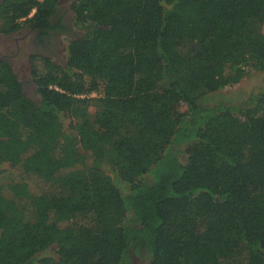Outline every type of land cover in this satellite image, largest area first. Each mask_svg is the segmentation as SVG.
<instances>
[{"label": "trees", "instance_id": "obj_1", "mask_svg": "<svg viewBox=\"0 0 264 264\" xmlns=\"http://www.w3.org/2000/svg\"><path fill=\"white\" fill-rule=\"evenodd\" d=\"M60 1L0 0V32L61 28ZM71 10L84 34L31 60L36 99L0 61V164L45 186L0 179V264H264V86L202 103L264 74V0Z\"/></svg>", "mask_w": 264, "mask_h": 264}, {"label": "flooded vegetation", "instance_id": "obj_2", "mask_svg": "<svg viewBox=\"0 0 264 264\" xmlns=\"http://www.w3.org/2000/svg\"><path fill=\"white\" fill-rule=\"evenodd\" d=\"M64 8L67 9L66 12L58 10L50 18L51 24L60 21L61 28L57 27L42 31L37 28L22 26L7 33L0 32V57H3V60L0 61L8 62L9 65L13 63L17 67L19 74L16 73V75L22 83L25 93L33 94L37 90L33 77L29 76L28 78L25 72V70H31V60L35 57H59L65 49V47L60 45V39L73 38L76 35L70 19L69 11L72 12L71 6H64ZM25 59L27 60L26 62ZM10 67L12 69L11 65ZM36 98L37 93L35 97L33 96V99Z\"/></svg>", "mask_w": 264, "mask_h": 264}, {"label": "rangeland", "instance_id": "obj_3", "mask_svg": "<svg viewBox=\"0 0 264 264\" xmlns=\"http://www.w3.org/2000/svg\"><path fill=\"white\" fill-rule=\"evenodd\" d=\"M73 3V0H61L59 2L58 5V10L59 11H63L66 12V8H64V6H71V4ZM70 19L72 22V25L75 29L76 35L73 36V38L76 37H80L84 34V29H82V27L79 24L75 23V19H74V14L73 12H70ZM73 38H61L60 39V45H62L63 47H65L69 42V39H73ZM61 52L59 57H52L49 56L47 57L48 59H51L54 62H57L58 64L63 65L65 62V57H66V51ZM40 57L37 59L39 61V63H42V60L40 59ZM25 72L27 73V77L29 78L32 77L31 73H32V68L31 70H25ZM264 86V74L259 73L258 71H252V70H247V72L244 74V76L235 84L232 85H226L223 86L219 89H217L216 91L207 94L202 103L203 104H207V105H212L215 104L216 102L222 100L225 102H231V103H235L238 104L240 103L242 100H245L246 96L251 93V92H258L260 91ZM35 93V92H34ZM28 94L26 93L29 97L33 98V96H36L35 94ZM92 95V94H91ZM94 111V107H90L89 108V112L93 113ZM68 125V121H63V127L64 129L67 127ZM184 157V156H183ZM183 157H181L183 159ZM22 174L20 173V170L18 168H12L9 163H2L0 164V179H2L1 181H5L6 180H10L12 178L14 179H18L19 176H21ZM24 177L23 181L27 184L29 190L33 193H40L43 191L44 189V185L41 181H37L34 177L29 176V175H24L21 176ZM45 254H51L53 256H55L54 253V247L49 248ZM147 263L145 260L141 259V258H137L135 257L132 260V264H145Z\"/></svg>", "mask_w": 264, "mask_h": 264}, {"label": "water", "instance_id": "obj_4", "mask_svg": "<svg viewBox=\"0 0 264 264\" xmlns=\"http://www.w3.org/2000/svg\"><path fill=\"white\" fill-rule=\"evenodd\" d=\"M2 58H3V57H0V60H3ZM26 61H27V60L25 59V62H26ZM10 65L12 66V70H13V72H14L15 74H16V73L19 74L17 67L14 66L13 63H11Z\"/></svg>", "mask_w": 264, "mask_h": 264}]
</instances>
